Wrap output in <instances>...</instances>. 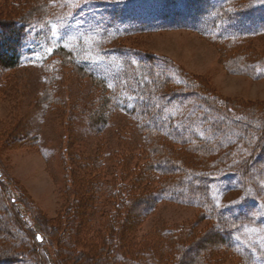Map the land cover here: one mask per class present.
<instances>
[{
	"label": "rangeland",
	"instance_id": "rangeland-1",
	"mask_svg": "<svg viewBox=\"0 0 264 264\" xmlns=\"http://www.w3.org/2000/svg\"><path fill=\"white\" fill-rule=\"evenodd\" d=\"M19 18L0 210L18 207L50 263L264 264V0H0ZM18 222L0 218V264H46Z\"/></svg>",
	"mask_w": 264,
	"mask_h": 264
},
{
	"label": "trees",
	"instance_id": "trees-1",
	"mask_svg": "<svg viewBox=\"0 0 264 264\" xmlns=\"http://www.w3.org/2000/svg\"><path fill=\"white\" fill-rule=\"evenodd\" d=\"M257 7H251L250 9H248V7L245 10H237L236 13H249L248 11H252L253 9H255ZM30 19H23V18H19V19H11V20H0V66L6 69H11V68H15L17 66H19L20 64H22V55L20 54V50L22 45L25 42L26 36H27V27L29 24ZM51 57H68L71 56L70 55V51H68L64 46L60 45L58 47H55L52 49L51 53H50ZM50 57V58H51ZM46 59V58H45ZM91 76V78L98 82L103 88H106V84L104 82V80L100 77H98L97 75H95L94 73H90L89 74ZM132 105V104H131ZM130 105L129 108H132ZM129 105H125L124 103L121 104V108L124 109L125 111H130L128 110ZM95 121V120H94ZM259 122L261 123L262 120ZM3 175V173H1ZM197 179H198V186L199 189H204L202 193H204L205 189L208 187L209 188V183L207 182V180H203V175L199 176L197 175ZM183 183H179V184H174L169 186L168 188H166L164 190V193L166 192V198L168 199H180L183 198L185 195H183L184 193V186L182 185ZM206 185V186H205ZM207 191V189H206ZM0 193L3 194L4 196H9L10 197V193L8 192V185H7V181L4 182L2 180V178H0ZM141 202V210L143 209H149L150 211L153 209L154 207V199L150 198V197H143L139 199ZM12 201V200H11ZM127 202V201H126ZM129 202V203H128ZM127 203L130 204L131 201H128ZM138 203V202H137ZM123 204V203H122ZM123 206V205H122ZM127 206V205H126ZM144 211V210H143ZM10 215L13 216V218H15L17 221H19L18 223L20 224L21 227H25L28 232V234L30 235V233L32 234L33 231L30 228V226L26 223V221L24 220V218L20 219L21 214L19 212L18 207H16V205L12 204V206L6 207V209H1L0 210V218H2L4 221H7L10 218ZM78 216L76 215L74 218H72V220L70 222H77L78 221ZM217 224V223H216ZM69 225V229L72 230L74 225L72 223L68 224ZM219 224H217L218 226ZM50 228V227H48ZM225 229V227H224ZM74 230V229H73ZM75 231V230H74ZM226 235L224 236V240L231 248L234 247L232 241H231V232L229 230L225 231ZM224 232V233H225ZM214 236V241H219L218 238H216L217 235H213ZM33 241L35 243L36 246L39 247L40 253L42 255V257L44 258V260L46 261V264H52L50 263V261L47 258L46 255V251H45V244H41V243H46L45 240H43L42 242L37 241L36 236L33 233ZM220 242V241H219ZM244 253V252H243ZM53 255V253H52ZM54 257V255H53ZM185 258V257H184ZM54 259L56 260V257H54ZM96 262H98V259H96ZM54 264V263H53ZM55 264H58L57 261H55Z\"/></svg>",
	"mask_w": 264,
	"mask_h": 264
},
{
	"label": "snow or ice",
	"instance_id": "snow-or-ice-1",
	"mask_svg": "<svg viewBox=\"0 0 264 264\" xmlns=\"http://www.w3.org/2000/svg\"><path fill=\"white\" fill-rule=\"evenodd\" d=\"M77 6H78V5H77ZM69 14H70V13H69ZM58 34H59L58 31H57L56 29H53V31H52V35H53V37L57 36ZM48 51L50 52V51H52V49L49 48ZM246 231L257 232L258 230L255 229V228H252V229H246ZM261 231H264V230H261ZM37 238L40 239V237H37Z\"/></svg>",
	"mask_w": 264,
	"mask_h": 264
},
{
	"label": "water",
	"instance_id": "water-1",
	"mask_svg": "<svg viewBox=\"0 0 264 264\" xmlns=\"http://www.w3.org/2000/svg\"><path fill=\"white\" fill-rule=\"evenodd\" d=\"M37 237H40V236L37 235ZM39 240H40V239H39Z\"/></svg>",
	"mask_w": 264,
	"mask_h": 264
}]
</instances>
